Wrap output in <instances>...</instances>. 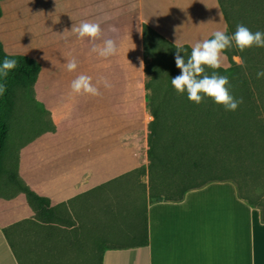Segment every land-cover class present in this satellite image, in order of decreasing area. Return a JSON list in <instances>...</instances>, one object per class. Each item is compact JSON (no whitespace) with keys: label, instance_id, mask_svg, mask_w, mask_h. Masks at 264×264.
<instances>
[{"label":"crops","instance_id":"obj_1","mask_svg":"<svg viewBox=\"0 0 264 264\" xmlns=\"http://www.w3.org/2000/svg\"><path fill=\"white\" fill-rule=\"evenodd\" d=\"M31 1L0 2V42L7 55H24L40 64L34 99L54 131L47 124L20 149L19 178L47 198L50 207L65 204L69 209L91 208L105 194L104 202L111 201L103 208L109 210L112 197L107 199V193L113 186H120L122 195L125 185L134 190L145 186L147 244L104 247L100 264H264V175L255 185L248 161L240 169L228 168V176L187 190L178 201L150 199L147 171L139 180L132 174L147 169L152 121L141 25L191 52L215 31L227 32L217 1L39 0V12ZM82 21L99 23L103 35L95 43L102 46L103 39L112 38L117 53L105 58L92 52L89 39L72 32ZM111 27L117 31L110 32ZM72 58L78 67L68 72L66 63ZM229 66L222 54L220 68ZM80 74L92 78L100 96L72 92L71 82ZM110 218L100 234L116 223L124 232L121 220ZM68 219L60 225H38L24 194L0 197V264H22V256L31 261L66 253L75 245L59 232L66 224L67 232L81 228L83 237L96 235V221L84 222L82 228L79 220ZM23 221L32 224L20 233L14 253L2 230ZM52 229L56 234L49 232Z\"/></svg>","mask_w":264,"mask_h":264},{"label":"trees","instance_id":"obj_2","mask_svg":"<svg viewBox=\"0 0 264 264\" xmlns=\"http://www.w3.org/2000/svg\"><path fill=\"white\" fill-rule=\"evenodd\" d=\"M216 1L227 25V35L234 34L238 24L245 25L252 32H264V0ZM141 30L145 58V73L148 75L150 72H153L150 70V67H153L152 70H154V62L161 56L163 48H169L172 51H177V49L173 45L168 44L165 39L152 31L146 24L141 25ZM211 38H213V36L209 39ZM222 54L227 57L230 66L226 69L219 68L217 70L227 76L230 83L233 81L234 76L238 79L239 76L241 77L239 80L241 85L240 90L238 92L232 91L231 93L237 99L243 98V103L239 105L236 111H226L222 105H217L210 98H205L201 103L205 105V107L197 110V104L190 102L187 95L183 94L181 95V103L188 102L190 103L189 107L192 106V108L190 110L174 111L178 116L177 118L175 117V119L178 120V118L184 115L183 118L189 121L194 115L198 117L200 114L202 120L206 123V131L211 132L209 135L211 139H207L208 143L218 141L222 144L224 151H229L231 154L236 155L220 156V166L218 164L219 157L216 159V164L212 163L210 159H206L203 161L204 166L209 167L212 165V167L215 166L228 172V168L240 169L246 163L245 161H248L251 166L250 174L252 178L250 179L256 182L264 175V146L260 144V141L264 142V119L259 118L261 111H256L253 104L257 105L259 101L261 103V109H264V77L257 78V72L264 70V48L253 46L252 48L240 52L233 43V46L225 50ZM6 56L9 59H16L18 63L17 67L11 70L6 78L0 77V83L5 84L7 88L5 94L0 96V179L5 177V181H2L1 184L5 187H9L11 190V192H9L10 194L7 196L0 197L10 198L16 193H22L29 207L32 209L34 219L38 222V225H40L39 223L64 224L68 222L67 219L69 217V208L67 205L62 204L56 207H50L47 198L33 192L18 176V156L15 162H13V166L3 168V165H5L3 161H5L7 157L4 154V152L7 151L5 149V139L9 131V119L14 111L17 91L22 90L26 94L32 95L34 99L33 86L40 72V64L37 61L24 55H7L3 51L0 42V64H2ZM236 56L243 60V67L233 62L232 58ZM148 58H151L150 63L147 61ZM240 72L244 74L243 77ZM147 84L148 88H150V82ZM250 85L252 88H250ZM255 98L258 99L257 102ZM33 103L38 106L35 99ZM188 103H186L187 106L189 105ZM251 105L253 108L249 107ZM41 110L47 114L45 110ZM150 115L152 116V121L148 125V166L146 170L140 168L132 173L134 177L139 180L147 171L148 196L150 199H160V197L163 196L166 200L174 199L178 201L182 199L183 194L187 190L198 188L212 179L217 178L213 177L193 184L192 182L193 178L196 176V172H198L203 165L200 164V167L196 168L194 162H192V156H189L187 153L188 150H184L174 156L166 155L163 148L159 150L158 140L156 143L153 142L155 126H157L159 122V114L152 105H150ZM48 123L50 124V121ZM49 131H54V127L51 124ZM182 138L185 142L188 140L186 134H184ZM155 146L157 153L156 151L154 152ZM169 148L170 147L167 146L164 150H168ZM232 164H234V166H232ZM141 186V189L146 192L145 186ZM126 206L129 208L131 206L130 202L124 205V208ZM124 208H121V210ZM262 216H264V212H262ZM119 220H121L124 226L123 233L126 235V243L122 245L111 244L105 247H138L147 244L145 214H143L141 218L138 216H125L124 214V217H121ZM27 224L32 223L23 221L2 230L14 253L15 248L19 244L17 240L20 237V233L29 230L25 229ZM55 227L52 226L50 228ZM49 232L51 234H56V229H52ZM103 249H101V253Z\"/></svg>","mask_w":264,"mask_h":264},{"label":"rangeland","instance_id":"obj_3","mask_svg":"<svg viewBox=\"0 0 264 264\" xmlns=\"http://www.w3.org/2000/svg\"><path fill=\"white\" fill-rule=\"evenodd\" d=\"M4 3H9L11 0H0ZM27 2L29 3L30 0ZM33 9L36 12H39L40 5L39 0H32ZM39 21V20H38ZM186 50V49H185ZM175 54L176 51H172L169 48H163L161 52V56L156 59L154 62V70L153 67H150L152 73L147 75L148 82H150V91H151V105L152 107L158 111L159 122L157 126H155V134L153 136V142H159V150L163 148V151L166 152V155L174 156L177 153H180L184 150H188L189 156H192V162H194L195 167L199 168L200 164L203 166L200 167L199 171L196 172V176L193 178V184L199 183L206 179H210L213 177L220 176H228V173L217 168L204 166V160H211L212 163L216 164L217 157L220 156H236L235 154H231L229 151H224L222 144L219 142V146H217L218 141L208 143L207 139H211L209 135L211 132L206 131V123L202 120V117H196L195 115L189 120L186 121L182 115L181 118H177V113L174 111H181L192 108L189 107L190 103L182 102L181 103V95L177 94L174 88L171 85V79L180 75L181 70L175 65ZM191 54L189 51L181 52L180 55L187 60L188 56ZM233 62L237 65L239 57H233ZM149 63L151 62V58L147 60ZM213 71H216L220 75H224L222 72L217 69L206 68V73L211 74ZM243 77L244 74L240 72ZM225 76V75H224ZM237 77H233V81L230 83V91L238 92L241 88L240 80ZM250 83V79H249ZM250 88L252 86L250 85ZM184 95H187L186 93ZM256 102H257V98ZM33 96L26 94L22 90L17 91V98L15 99V107L12 113L11 118L9 119V131L6 136V145L5 149L7 151L4 152L5 156H7L3 163V168H9V166H13V162H15L16 157L19 154L20 149L24 145L26 141L31 139L34 135L38 134L42 129H44L47 124H49V119L46 113L42 112L39 106L33 103ZM186 103L189 105L187 106ZM260 102L254 106L256 111H261L259 114V118L264 119V109L260 107ZM248 105V104H246ZM197 110L203 109L205 105L200 104L197 105ZM253 106H249L252 107ZM258 106V107H256ZM186 137L188 140L183 141L182 136ZM158 136V137H157ZM260 144L264 142L260 141ZM173 145V147H172ZM170 147L168 150H164L166 147ZM156 151V146L154 152ZM157 153V151H156ZM165 155V154H163ZM219 155V156H218ZM196 170V169H195ZM5 177L0 179V196H7L11 192L9 187L3 186L2 181H5ZM260 181V180H258ZM255 185L257 182L253 181ZM121 184V183H120ZM264 185V183H261ZM124 195L117 189L121 188L120 186H113L109 193H107V199L112 197V208L109 210L104 209V203L109 204L108 202H104L105 194L101 195L100 201L92 204L91 208L78 207L74 208L70 206L69 209V217H73V219L79 220L80 227H86L84 222L90 223L96 221V228L94 234L88 235L89 238L83 237V233L81 228H77L72 230L71 232H67L68 224L65 225V230H59L60 233L67 236L68 239L72 240L75 245L71 247L66 253L64 252H56V254H51L47 256L48 259L45 258H37L33 257L31 261L26 259L24 256L20 258L22 264H100L101 257V249H103L106 245L116 244L122 245L126 243V235L120 229L122 224H109L110 231H106L103 234H100L106 228L105 222H109L110 217L114 220H119L121 217L125 216H138L141 218L144 214V206L146 195L143 189H131L127 185H125ZM238 187L243 191V186L241 182H238ZM100 195V193L96 194ZM103 197V198H102ZM254 198V197H253ZM251 198V199H253ZM106 199V200H107ZM124 199V200H123ZM123 200V201H122ZM125 202V204H124ZM130 202L131 206L124 208V205H127ZM121 207L124 208L121 210ZM69 220V219H67ZM71 221V219H70ZM102 222V224H100ZM119 222V221H117ZM114 223V221L112 222ZM72 224V223H71ZM70 224V225H71ZM83 235V236H82ZM86 240L84 245H80V237ZM81 237V239H82ZM61 254V255H60ZM53 256L58 257L54 262L50 258Z\"/></svg>","mask_w":264,"mask_h":264},{"label":"clouds","instance_id":"obj_4","mask_svg":"<svg viewBox=\"0 0 264 264\" xmlns=\"http://www.w3.org/2000/svg\"><path fill=\"white\" fill-rule=\"evenodd\" d=\"M221 17V13H220ZM110 32H116L114 27L109 28ZM72 32L78 39L88 38L92 43V52L98 53L101 57H110L117 53L116 42L112 38L103 39V45L95 42L101 39L103 32L99 23L82 21L79 26H73ZM213 38L197 42L191 49V54L187 60L180 55L185 53L182 46H177L175 54V65L181 70V74L171 79V85L177 94H187L190 102L201 104L205 98H210L217 105H222L226 111H236L243 98H235L230 91V81L227 76L220 75L213 71L210 75L206 73V68L219 69L222 64V53L231 48L233 43L240 52L253 46L264 48V32H252L243 24L236 26V31L232 35H227L226 31L217 30L212 34ZM16 59H9L7 56L0 64V77L6 78L9 72L17 67ZM241 67L244 66L242 59L238 60ZM78 67L75 58L66 63V70L74 72ZM143 68V61H141ZM264 77V70L257 72V78ZM105 87H110L104 81ZM71 90L75 94H88L100 96L98 88L93 85L92 78L85 74L78 75L71 82ZM7 91L6 85L0 83V96Z\"/></svg>","mask_w":264,"mask_h":264}]
</instances>
